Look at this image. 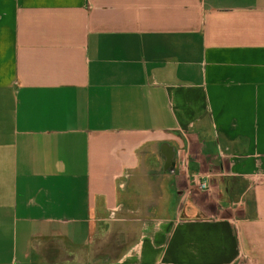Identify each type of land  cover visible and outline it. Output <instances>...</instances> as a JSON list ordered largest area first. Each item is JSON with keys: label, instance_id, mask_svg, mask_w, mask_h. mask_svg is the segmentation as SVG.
Masks as SVG:
<instances>
[{"label": "crops", "instance_id": "obj_1", "mask_svg": "<svg viewBox=\"0 0 264 264\" xmlns=\"http://www.w3.org/2000/svg\"><path fill=\"white\" fill-rule=\"evenodd\" d=\"M0 264H264V0H0Z\"/></svg>", "mask_w": 264, "mask_h": 264}, {"label": "built area", "instance_id": "obj_2", "mask_svg": "<svg viewBox=\"0 0 264 264\" xmlns=\"http://www.w3.org/2000/svg\"><path fill=\"white\" fill-rule=\"evenodd\" d=\"M199 188H200V189H206L207 186H206V184H205L203 181H201V182L199 183Z\"/></svg>", "mask_w": 264, "mask_h": 264}]
</instances>
